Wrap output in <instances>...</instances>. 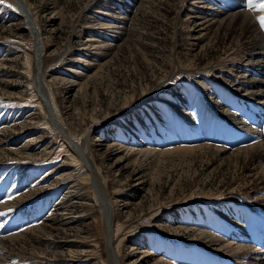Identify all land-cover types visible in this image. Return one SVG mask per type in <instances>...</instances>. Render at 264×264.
<instances>
[{"label":"rangeland","instance_id":"1","mask_svg":"<svg viewBox=\"0 0 264 264\" xmlns=\"http://www.w3.org/2000/svg\"><path fill=\"white\" fill-rule=\"evenodd\" d=\"M23 1L51 109L86 159L54 127L34 35L3 0L0 264H110L109 226L119 264H242L221 241L264 257V179L251 177L263 162L228 157L256 141L234 118L264 142V107L242 83L259 64L239 68L264 44V0H243L252 38L225 19L196 34L194 17L227 18L235 0Z\"/></svg>","mask_w":264,"mask_h":264},{"label":"bare ground","instance_id":"2","mask_svg":"<svg viewBox=\"0 0 264 264\" xmlns=\"http://www.w3.org/2000/svg\"><path fill=\"white\" fill-rule=\"evenodd\" d=\"M235 1H236L235 2V7L238 8V11H236L234 13L226 14L227 18H222L221 19L222 21L221 20H217L216 21V20H211V19L208 20V19H204L203 17L202 18L194 17L193 18V26L197 30L196 34H200L201 33V36H203L214 25H218L219 24V26H221L222 23L225 24L226 21H229L230 24H231L232 21L234 23H237V20H238V25L239 26H241L243 24L250 26V31H251L250 38H252L253 36L256 37L258 35V34H256L257 28L255 27V21L253 19L252 14L246 12L242 8V7H244L243 0H235ZM13 2H15V4L17 5V7L19 9V12L21 13V16H22L23 20H25L27 26L30 27V32L34 35V37H33L35 39L34 40V42H35L34 43V46H35L34 56L36 57V71L38 72V69H41V63L40 62L42 61L41 60V46L39 44V37H38L39 36V31L36 28L33 19L29 15L28 9H27L24 1L23 0H13ZM209 8H211V7H209ZM257 13L258 12H255V14H257ZM214 19H216V18L214 17ZM223 19H225L226 21L224 22ZM226 25H229V24L226 23ZM260 44H261V46H258V51L253 52L251 54L252 57H254V55H257L258 59L256 60V62L253 61L254 59H249V58L245 57L244 59H242L243 60L242 61V65H240L239 68H241V69L243 68L244 69V68L251 67L255 63L259 64V69H256V72H258V74H260V76L257 79H254L252 77H249V79H247V76H246L242 83H249V82L252 83L253 90H251L250 92H247L246 94H248L250 96V98L253 99V101L255 100L254 102H255V104L258 105V107L262 108V107H264V44H263V41H259V45ZM36 76H37L36 80H37V84H38V88H39V91H38L39 98L41 99V101L43 102L45 107L47 108L49 116L51 118V121H52L54 127L59 131V133L62 135L64 140H66L67 145L74 151V153L78 156V158H80L81 160L84 161L86 159L85 152L76 143V141H74V139L69 134H67V132L64 129L63 124L55 116V113H53V110L51 109L52 108L51 101L48 99V97H47V95L45 93L44 86H43V84L41 82L40 73L39 72L36 73L35 78H36ZM233 86L237 87V86H235V84ZM258 87H260V89ZM231 90H232V88H231ZM246 94H244V95H246ZM228 119L231 120V118H228ZM232 122L237 126V128L239 130H241V131L245 130L246 133H248L252 137V139H256V141H254V143H252L249 146L243 147L241 150H237L235 152H231L228 155V157L229 158H233V159H235L237 161H238V157H240V158H250V159H252V158L260 159L263 163L262 164L260 163L261 165L258 168L259 170L257 169L259 172L256 171L257 173L251 175V177L253 176L254 178H257V179H264V142H262L260 140L259 131L253 126H246V123L244 124V122H242V120H237L236 118H234V120ZM201 147L208 148L207 149L208 151H213V152H215L217 154H219L220 152L222 153V151L225 150L222 147L214 148V147L206 146V145L205 146L203 145ZM43 153L46 154L47 152H45L43 150ZM255 165H257V163ZM87 170L92 175L95 174V171L93 170L92 167L91 168L87 167ZM97 183H98L97 181L94 182V184L96 185L97 189L100 191L101 207L103 209V214H104L105 217H109L111 215V211H110V208H109V203L106 201L104 193H103L102 190H100V187L97 185ZM10 200L13 201L15 199H10ZM16 202H18V201H16ZM40 228H41V226L35 227V229H38V230ZM110 228L111 227L109 226L108 230H107L106 250H107V253H108V256H109L110 264H119L118 263V259H117L118 253L115 250V247L113 246V242L116 239L117 229L115 228V229H113V231H111ZM32 229H34V228L33 227L25 228L24 231H21L19 234H16L13 237L15 239H18L19 237L17 235L23 234V236H24V234L26 232H28L29 230H32ZM201 233H202V235H204L206 237L208 235L210 236L209 232L201 231ZM218 244H217V248L218 249H228L230 252H232L231 255L234 256L235 259L238 258L239 261L242 264H248V259H247L248 257L249 258L252 257L251 259H253L254 261H257V262H255L256 264H264V257H260V255L257 254V251L253 252L250 249H248L249 246L247 247L245 245H240V244H236V243H235V245H232V243H230V242L224 243L222 241L220 243H218ZM1 259L2 258H0V260Z\"/></svg>","mask_w":264,"mask_h":264},{"label":"snow or ice","instance_id":"3","mask_svg":"<svg viewBox=\"0 0 264 264\" xmlns=\"http://www.w3.org/2000/svg\"><path fill=\"white\" fill-rule=\"evenodd\" d=\"M0 3H3V0H0ZM248 3L251 4L252 0H248ZM260 7L264 8V4H261ZM262 27H264V22H262Z\"/></svg>","mask_w":264,"mask_h":264}]
</instances>
